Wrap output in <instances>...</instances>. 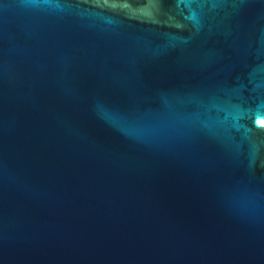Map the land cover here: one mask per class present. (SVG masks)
I'll return each instance as SVG.
<instances>
[{
  "label": "water",
  "instance_id": "obj_1",
  "mask_svg": "<svg viewBox=\"0 0 264 264\" xmlns=\"http://www.w3.org/2000/svg\"><path fill=\"white\" fill-rule=\"evenodd\" d=\"M264 0H0V264H264Z\"/></svg>",
  "mask_w": 264,
  "mask_h": 264
},
{
  "label": "snow or ice",
  "instance_id": "obj_2",
  "mask_svg": "<svg viewBox=\"0 0 264 264\" xmlns=\"http://www.w3.org/2000/svg\"><path fill=\"white\" fill-rule=\"evenodd\" d=\"M261 124H264V120L260 121Z\"/></svg>",
  "mask_w": 264,
  "mask_h": 264
}]
</instances>
